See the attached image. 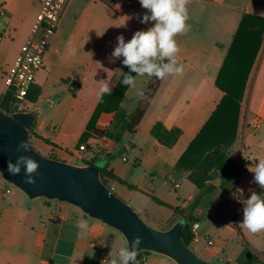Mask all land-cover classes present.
<instances>
[{
    "label": "crops",
    "instance_id": "0c3cea01",
    "mask_svg": "<svg viewBox=\"0 0 264 264\" xmlns=\"http://www.w3.org/2000/svg\"><path fill=\"white\" fill-rule=\"evenodd\" d=\"M41 2L0 0L5 8V16L0 17V51L6 55L0 67V100L6 91L1 71L12 66L30 37ZM187 8L189 30L175 38L181 49L177 60L184 66L183 74H170L161 80L133 133L120 131L118 123L113 137L90 135L82 144L87 150H78L79 139L102 96L99 82H107L113 90V79H118L123 71V58L111 57L116 37L123 35L128 41L135 31L153 26L154 22H140L146 10L139 0H71L49 39L43 66L35 77L34 87L40 94L34 102L26 103V111L36 114L30 134L32 143L42 150L43 156H54V159L71 164L74 163L69 159L77 157L85 165L84 162L92 163L96 158L104 159L103 156L109 155L103 168L133 188L113 179H108V187L137 213L156 220L160 216L148 215L138 206L137 197L158 205L151 199L155 197L173 208L184 209L196 197L199 190L189 181L188 174L177 171L176 164L223 97L216 80L243 15L264 17V0H191ZM125 16L130 19L126 21ZM72 48L77 50L75 55L70 54ZM133 77L135 87L126 86L119 103L120 113H101L96 123L98 129L107 130L115 119L127 120L135 111L140 100L137 92H145L153 76L141 77L135 73ZM157 122L167 129L182 131L172 148L163 147L151 137V129ZM102 138L109 149L105 154L99 153ZM89 141L95 145L91 146ZM227 155L234 164L231 194L221 197L219 189L211 193L229 202L233 212L226 223L234 234L239 225L241 237L249 249L248 259L255 255L261 260L264 249L257 252L252 245L255 235H260L264 242V232L250 234L238 222L242 220L243 203L251 192L264 193L254 182L253 173L248 171V167L264 159V41L246 81L235 141ZM210 181L218 187L221 178L213 175ZM6 189L10 192L5 193ZM16 190L1 183L0 264H110L112 259L120 264L119 250L125 243L118 231L87 217L73 205L43 198L29 201ZM235 195L240 197L237 202ZM199 205L193 211L199 239L191 244L202 247L207 239H213L210 230L200 231ZM163 208L169 211L167 216L175 215L173 210ZM226 213L223 209L217 219L225 217ZM81 219L87 221L85 230L76 227ZM149 225L159 227L155 222ZM205 248L216 250L208 255L219 256L221 261L234 257L236 262L245 251L239 249L233 255L234 248L228 241L220 246L214 242L213 247L206 244ZM136 264L174 263L152 253L139 257Z\"/></svg>",
    "mask_w": 264,
    "mask_h": 264
},
{
    "label": "trees",
    "instance_id": "16d2710c",
    "mask_svg": "<svg viewBox=\"0 0 264 264\" xmlns=\"http://www.w3.org/2000/svg\"><path fill=\"white\" fill-rule=\"evenodd\" d=\"M262 41H264V17L249 14L243 15L216 80V86L223 93V97L209 120L176 164L177 171L182 174H188L189 181L199 190V194L182 210L178 207L173 208L159 199L151 197L156 204L173 210L175 214L181 216L184 223L182 240L188 247L193 239L191 225L197 222L193 217V211L200 204L201 198L216 189H219L222 194L227 195L233 185L234 164L229 159L227 151L235 141L239 105L242 100L249 72ZM163 62L167 63V58ZM125 74L134 76L135 73L130 72V70L124 66L119 78L116 80L113 79L115 86L112 90V94H103L101 96L84 133L79 139V145L85 143L90 135L99 138L109 133L111 137H113L118 123L121 124L119 127L120 131H126L128 133L134 132L161 82V80L155 76H153L152 81L144 92L146 99L140 98L137 108L127 120L124 118H120V120L115 119L111 122V126H109L107 130H100L96 127L98 117L101 113H120L119 103L127 86L121 83ZM39 94L40 90L33 85L27 95L26 103L34 102ZM10 99L11 95L6 91L0 100V109L7 113L25 111L24 109H18L17 105L11 106ZM32 129L33 127L30 129L31 135ZM150 134L160 145L170 149L177 143L182 131L179 128L167 129L161 122H157L152 127ZM47 157L55 158L50 155ZM84 164L92 165L91 162H84ZM212 174L221 178L218 187L210 183L211 178H213ZM100 175L105 184H108V179H113L117 181V183L127 186L129 189L133 188L121 179L107 172L105 168L100 169ZM175 223L176 222L161 230H166ZM244 249L246 250V248ZM148 254L150 253L139 252L136 260L142 255ZM242 258L243 256L241 254L237 260L239 264H255V262L260 261L259 257L255 255L246 260Z\"/></svg>",
    "mask_w": 264,
    "mask_h": 264
},
{
    "label": "water",
    "instance_id": "95a60500",
    "mask_svg": "<svg viewBox=\"0 0 264 264\" xmlns=\"http://www.w3.org/2000/svg\"><path fill=\"white\" fill-rule=\"evenodd\" d=\"M36 114L31 111L7 113L0 109V177L20 191L29 201L46 199L68 203L79 208L87 217L118 231L131 249L135 236L142 237L139 252H149L170 259L174 264H214L197 256L182 240L183 219L170 228L160 230L141 220L105 184L100 169L94 165H74L41 155L33 146L30 129ZM29 140L31 151L16 149L21 141ZM18 156H30L40 164L35 184L24 183L25 174L12 175L8 161Z\"/></svg>",
    "mask_w": 264,
    "mask_h": 264
},
{
    "label": "clouds",
    "instance_id": "9594fccd",
    "mask_svg": "<svg viewBox=\"0 0 264 264\" xmlns=\"http://www.w3.org/2000/svg\"><path fill=\"white\" fill-rule=\"evenodd\" d=\"M190 2L191 0H139L141 7L146 10L140 22L144 24L154 22L153 26L147 30L135 31L128 41H125L123 35H118L116 37L117 44L111 57H122V64L137 76H155L163 80L170 74L182 75L184 66L178 64L177 60L181 49L175 38L177 35L186 34L189 30V25L186 22L189 19L187 5ZM129 19L130 17H127L126 21ZM76 51L75 48H72L70 54L75 55ZM166 58L168 62L164 63ZM99 83L101 85L100 95L112 94V88L107 82L100 81ZM121 83L135 87L136 82L133 76L125 74ZM137 95L141 99H146L143 90H139ZM21 150L31 151L29 140L20 142L16 151L20 152ZM7 166L12 175L20 174L23 168L24 183L26 184H35L34 177L40 174L39 162L30 156H18L15 162L10 159ZM248 171L253 173V180L259 188L264 189V159H259L254 167H248ZM238 223L250 234L264 232V193L251 192L243 203L242 220ZM76 227L81 230L87 229V221L78 220ZM141 243L142 237L135 236L131 242V249L120 248V264H129L130 261L132 264H136L137 251ZM110 264H117V260L112 259Z\"/></svg>",
    "mask_w": 264,
    "mask_h": 264
},
{
    "label": "rangeland",
    "instance_id": "374dc122",
    "mask_svg": "<svg viewBox=\"0 0 264 264\" xmlns=\"http://www.w3.org/2000/svg\"><path fill=\"white\" fill-rule=\"evenodd\" d=\"M6 59V55L4 53H2L0 51V67L2 66L4 60ZM26 106L27 104H24L22 106H20L19 108H21L20 110H26ZM107 137L110 139L111 134H107ZM91 146L95 145V142L93 141H89ZM35 148V147H34ZM37 148V147H36ZM35 148V149H36ZM41 155H42V150L41 149H36ZM113 154V153H112ZM104 159H100V158H96L92 161V165L96 166L97 168L101 169L103 168L106 163L109 161L110 156L109 155H105L103 156ZM72 163H74V165H83L82 161L80 159H78L77 157H74L73 159H69ZM1 183L2 185H4V187H8L10 185H8L7 183H5L4 181L0 180V187H1ZM232 188V187H231ZM167 189V188H166ZM231 190V189H230ZM18 193H21L20 191L16 190ZM168 191V189H167ZM171 194H173L172 191H169ZM117 194L120 195L119 191H116ZM199 194V192H198ZM197 194V195H198ZM229 194H231V191H229V193L227 195L221 194V197H226L229 196ZM196 195V196H197ZM119 197V196H118ZM124 203H126L122 198L123 197H119ZM239 196L235 195L234 196V201L237 202L239 200ZM7 200V199H6ZM9 200V199H8ZM48 201V200H47ZM136 201L138 202V206H140V208L145 209L148 213V215L150 216H160L161 220H156L155 218H150V217H145L144 214L141 213H137V211L135 209H133L134 207H132V205H129L128 203H126L132 210L134 213H136L143 222H145L146 224H151V222H155L157 223V226L161 227V228H165L168 227L169 225H171L172 223H174L176 220L180 219L181 216L180 215H171V216H167V214H169V211L161 206L155 205L153 203L148 204L142 197H137ZM200 209H201V215H200V221H201V226H200V231L201 232H205L206 229L210 230V236L213 239V241L215 242V245H221L224 241H228L230 246H233L234 251H233V255L235 254V252L237 250H241L246 248V242L243 239V237H241V230L239 228V225L237 226V231L234 234L233 231L230 229V227L227 225V220L229 221L230 218V213L233 212L230 208V204L229 202L223 201L221 200L220 197H218V195L216 193H211L209 195H204L201 200H200ZM180 210L184 209V208H180ZM223 209L227 210V213L225 215V217L221 218L220 220L217 219V215L220 211H222ZM166 215V216H165ZM237 218L239 219L238 215ZM241 218V217H240ZM156 227V228H159ZM250 237V235H249ZM255 240L253 241V248L255 251L260 252V250L264 249V242H262L260 235H255ZM124 239V238H123ZM125 243V247L126 246V242L125 240H123ZM206 246V242L203 243L202 247H198L197 245H193L191 244L189 246V248L191 250H193L197 256L201 257L204 260H207L211 263L214 264H239L236 260V262L234 261V257L230 258V259H223L222 261L220 260L219 256L216 255H208L209 252H215L216 250H209L207 248H205ZM201 249H204L203 252ZM152 254V253H150ZM149 255V254H148ZM243 260L248 259L249 256V249H246L243 253ZM223 257V256H222ZM264 257V256H262ZM255 264H264V258H261L260 261L255 262Z\"/></svg>",
    "mask_w": 264,
    "mask_h": 264
},
{
    "label": "built area",
    "instance_id": "2783aa9c",
    "mask_svg": "<svg viewBox=\"0 0 264 264\" xmlns=\"http://www.w3.org/2000/svg\"><path fill=\"white\" fill-rule=\"evenodd\" d=\"M71 0H42L37 21L32 28L31 35L22 46L20 53L16 57L11 67L1 71L4 79L6 91L11 95L10 105L20 106L26 103V98L35 82L37 72L42 68L44 56L48 50L49 39L59 26L64 11ZM110 1L116 0H96ZM5 16V8L0 5V17ZM2 41V33L0 32V43ZM5 91V92H6ZM105 139L101 140V151L105 154L109 151L104 145ZM78 150L83 152L87 150V146L80 145ZM13 187V186H12ZM10 189H6L5 193H9ZM198 225H191L193 234L192 241L197 242L199 239L197 232ZM207 246L213 247L214 241L207 239Z\"/></svg>",
    "mask_w": 264,
    "mask_h": 264
}]
</instances>
